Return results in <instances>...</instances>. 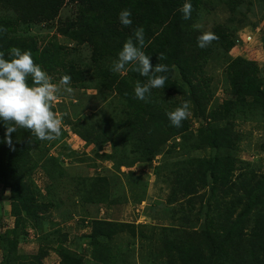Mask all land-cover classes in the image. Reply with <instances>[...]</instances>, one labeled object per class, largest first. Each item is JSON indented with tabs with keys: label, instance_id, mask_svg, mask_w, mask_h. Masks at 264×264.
<instances>
[{
	"label": "trees",
	"instance_id": "trees-1",
	"mask_svg": "<svg viewBox=\"0 0 264 264\" xmlns=\"http://www.w3.org/2000/svg\"><path fill=\"white\" fill-rule=\"evenodd\" d=\"M255 1L264 5V0ZM66 2L77 7L75 18L62 22L57 32L72 41L74 47L65 49L52 44L38 50L31 27L52 26ZM189 2L191 19L185 20L180 11L185 0H0V29H6L0 32V52L10 59L13 47L29 50L52 80L59 82L68 75L72 89H93L97 96L106 90L117 97L124 110L111 115L107 106L97 108V125H79L75 121L76 116L80 117L77 107L74 120L67 121L86 147L94 146L91 155L100 161H111L114 170L150 164L159 155L170 154V148H166L177 139L171 148L178 145L186 149L188 154H180L181 160L172 164L174 178L167 199L174 208L168 207L166 212L177 224L158 227L155 240L161 247L153 260L164 257V264H264V168L240 158L243 135L237 129L239 123L264 121L263 71L256 62L229 54L239 42L229 29V24L239 22L233 17L228 19L229 24L215 26L211 32L219 39L203 49L197 46L202 32L195 27L213 8L223 7L236 15L244 0ZM124 9L131 11L129 27L119 21ZM140 27L144 28L145 39L142 51L152 67L159 63L168 67L166 73H161L167 77L165 87L152 89L147 102L134 94L137 81L146 83L147 77L131 70L122 77L112 71L123 44L129 38L136 43L133 33ZM261 40L264 47L263 36ZM83 47L90 53L89 62L75 55ZM161 53L166 59H157ZM211 60L222 61L228 84L221 101L212 97L211 78L205 76V67ZM176 68L180 75L173 79ZM28 84H32L30 78ZM75 101L81 105L78 96ZM183 101L190 102L191 115L181 127H174L167 113ZM110 123L115 124L112 130L106 127ZM42 142L25 129L6 137V126L0 121V197L7 195L10 216L15 220L13 228L0 233V264H43L51 251L57 255L58 264H84L82 256L66 246L67 235L61 234L59 223L51 219L53 209L58 215H71L60 212L64 201L58 198L57 191L66 188L81 203L113 204L115 190L108 176L64 179L63 168L55 158H35L41 154ZM106 146L110 153H101ZM192 152L200 154L190 156ZM259 152L264 154V142ZM37 172L47 180L43 189L35 180ZM45 224L51 228L50 237L55 243L39 236L46 247L40 246L31 256L20 255L18 244L26 237L27 229L41 230ZM175 225L190 237L177 242ZM123 226L126 223L92 220L89 239L94 264H135L133 259L128 263L124 256L115 258L108 244ZM137 233L140 239L146 235L154 240L147 236V230L139 229ZM105 238L107 241L101 242Z\"/></svg>",
	"mask_w": 264,
	"mask_h": 264
},
{
	"label": "rangeland",
	"instance_id": "rangeland-1",
	"mask_svg": "<svg viewBox=\"0 0 264 264\" xmlns=\"http://www.w3.org/2000/svg\"><path fill=\"white\" fill-rule=\"evenodd\" d=\"M76 10V6L66 3L60 10L58 18L52 23V26L31 27V34L36 36L38 41V50H43V46L52 44H58L65 49L74 47L72 41L57 32V27L62 22H65L66 19H74ZM211 10L213 12L209 14L205 15L204 13L203 18L197 22L196 29L201 32L212 31L216 25L229 24L228 19L231 17L239 21L229 24V29L239 40L231 48L229 54L232 57L241 56L256 62L264 75V47L261 40L262 36L264 37V5L261 7L260 3L255 0H244L239 6V11L236 15H232L223 7ZM75 55H78L76 57L81 61H90V53L84 47L79 52H76ZM223 69L222 61L214 62L211 60L205 67L206 78H211L209 86L212 97L220 101L225 99L228 85L225 82ZM124 74L125 72L121 73V76L123 77ZM179 75V70L176 68L172 78H178ZM52 82L58 83L54 80ZM76 96L80 98L81 105L76 103ZM105 106H107V111L111 115L114 113L119 114L124 110H121L122 105L117 100V97L106 90L97 96L96 91L93 89H73L70 94L62 89L59 99L54 101L52 106V111L62 118L61 134L54 140L43 141L44 146L41 149V154L35 155V158H46L47 155L55 158L63 168L62 177L64 179H70V177L80 179L81 177L97 175L108 176L113 185V190H115L113 204L98 206L90 203H81L79 198H73L66 191L67 189L64 188L62 191H57L58 198L64 201V205L59 210L60 212H69L71 215L68 214L69 217L62 214L58 215V212L53 209L50 211L52 212L51 219L59 223L61 234L67 235L66 246L81 255L84 264H94L90 259L91 247L89 239L90 224L93 219H106L116 223H126V226L119 228L108 242L111 249H113L115 258H119L120 255L126 257L128 263L133 259L135 264H164L166 262L164 257L153 260V257L159 254L161 247L155 239L158 237L159 226L177 224L176 220L169 217L170 213L166 212L168 207L169 210L174 208L170 207L171 205L167 201L174 178V167L172 164L173 162L176 164L181 160L180 154L187 155L188 152L183 149L184 147L182 148L178 145L171 148L172 144L178 142L177 139L176 141H171L166 148V150L170 148V154L163 153L154 158L150 164H136L132 168L120 167L114 170L111 161H100L94 155L92 156L91 152L94 150V146L86 147L84 141L76 136L72 128L67 125L68 119L74 120L73 115L76 107L80 117L76 116L75 121L79 125L84 123L85 126H92V124H96V119L94 118L97 113L96 109L98 108L99 110ZM110 125L106 127L110 130L114 129L115 124L110 123ZM195 128L196 125L193 124V129ZM237 129L243 135L238 152L240 158L254 162L259 168L262 167L263 169L264 154L259 152V146L264 142V121L239 123ZM103 152L109 154V146H106L101 153ZM199 154L200 152H192L190 156ZM135 178H137V181L134 180ZM35 180L42 189L47 182L39 172L35 175ZM67 195L72 197L68 199ZM72 202H76V205H72ZM0 217V233L14 227L15 220L10 216L7 195L0 197ZM175 227L178 229L177 242H182L190 237V234L181 226L175 225ZM18 229L21 230V228ZM139 229L147 230V236H153L154 240L151 241L146 235L144 239H140L137 233ZM50 231L51 228L49 229V225L46 224L41 230L27 229L26 237L21 240L22 243L18 244V253L31 256L37 253L40 246L46 247V245H42L43 242L38 238L39 236L47 237L51 244H54L55 242L52 241L54 237H50ZM100 240L101 242L107 241L106 238ZM43 264H58L57 255L51 251L43 261ZM217 264L226 263L225 261H219Z\"/></svg>",
	"mask_w": 264,
	"mask_h": 264
},
{
	"label": "clouds",
	"instance_id": "clouds-1",
	"mask_svg": "<svg viewBox=\"0 0 264 264\" xmlns=\"http://www.w3.org/2000/svg\"><path fill=\"white\" fill-rule=\"evenodd\" d=\"M180 11L185 20L191 19L192 5L189 0H185ZM130 17L131 11L128 9L119 13V21L125 27L131 26ZM2 31L6 29H0ZM133 36L136 43L133 38H129L123 44L117 59L113 61L112 71L123 73L131 70L147 77L146 83L137 81L134 88L135 97L147 102L152 89L165 87L167 77L161 73H166L168 67L160 63L152 67L148 55L142 51L145 45L143 27L135 29ZM218 39L215 33L205 31L197 37V46L203 49ZM9 55L11 58L5 59L4 53L0 52V121L6 126V137H10L18 129H25L41 141L58 138L61 134L62 118L52 111V106L59 99L62 89L66 93H72L73 89L68 86L71 77L64 75L58 83H53L48 73L35 63L31 51H21L13 47ZM157 59L164 60L166 56L161 53ZM128 65H131L130 69L126 68ZM29 78L31 86L28 84ZM189 107L190 102L183 101L181 106L168 112L170 124L181 127L182 121L191 115ZM8 143H11L10 139ZM5 192L9 193V190Z\"/></svg>",
	"mask_w": 264,
	"mask_h": 264
}]
</instances>
